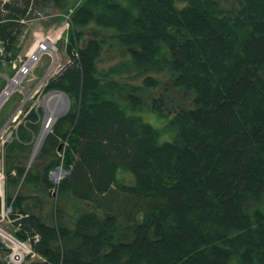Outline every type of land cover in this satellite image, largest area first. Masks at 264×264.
<instances>
[{"label":"trees","instance_id":"obj_1","mask_svg":"<svg viewBox=\"0 0 264 264\" xmlns=\"http://www.w3.org/2000/svg\"><path fill=\"white\" fill-rule=\"evenodd\" d=\"M33 6L68 22L46 90L70 108L28 166L41 113L0 143L16 236L41 235L20 264H264V0L0 3L10 64Z\"/></svg>","mask_w":264,"mask_h":264},{"label":"rangeland","instance_id":"obj_2","mask_svg":"<svg viewBox=\"0 0 264 264\" xmlns=\"http://www.w3.org/2000/svg\"><path fill=\"white\" fill-rule=\"evenodd\" d=\"M9 1L14 2L24 0H0L1 6H3L5 2ZM32 8L34 9L31 11L30 14H28L29 18L26 20L25 27L23 28V34L19 40V46L21 47V51L18 54L17 59L10 64L9 61H5V59L2 57L3 55H1L0 57V63L2 64V69L0 70V94L9 85V81L12 78H15L18 74H20L25 64L28 63V53L31 51L33 45L43 37H46L49 34H51L54 38L56 37L55 50L57 57L54 59L51 54L42 53V55L33 65H29L28 73H24V76L21 78L19 85L14 88L9 98L0 107V143L2 146L6 143L13 141V135H15L14 131L17 127H19L20 124L25 125L28 123V121H32L28 118L32 112H35L36 114L37 112L41 113L39 118L42 123H44L48 112L47 109L49 107L67 105V109L64 114L59 116L53 122L54 125V123L60 117L66 115L70 108V100L68 97L67 101L64 99L60 102H54L50 105L46 104L47 96L50 93L56 91L52 90L47 92L46 86L49 80L70 61V57L67 55L65 46V32L68 29V22L63 14L61 19L58 18V16L61 15L60 10L58 9L51 7L46 9H43L42 7L35 9V6H33ZM59 31L62 32L57 35ZM115 56L116 57L111 58H109L107 55L105 56L104 63L106 67L120 59L117 54H115ZM157 93L158 91H156L155 94ZM141 115L143 116L145 121H148L159 128H163L167 122L166 118L159 117L158 115H156V113L153 112L147 111L142 113ZM164 132L165 133L163 134V137H165L166 134L171 135L167 131ZM38 135L39 133L35 137V140H33L34 142L32 151L28 154V156L30 157L24 160V163H26L27 166L32 161L34 162V159L37 156H33L32 158V153ZM2 162L5 161L3 160ZM2 166L3 164L0 163V169H2ZM54 171L51 172L50 176L51 181L53 183L55 182L52 178V173ZM128 172L129 171H127L123 177L126 178V180L130 181L132 180V174H130L131 172ZM68 173L69 172H66L63 177ZM23 190L24 192L28 191V187H24ZM50 193L53 198L56 196V192L54 190ZM34 203L41 206L40 200H36L34 201ZM48 209L49 207H45L43 210V214H46ZM0 226L7 231L13 233L15 232V227L13 223H10L7 220H0Z\"/></svg>","mask_w":264,"mask_h":264},{"label":"bare ground","instance_id":"obj_3","mask_svg":"<svg viewBox=\"0 0 264 264\" xmlns=\"http://www.w3.org/2000/svg\"><path fill=\"white\" fill-rule=\"evenodd\" d=\"M62 31H59L57 33V35H59ZM56 37L54 38L51 34L47 35L46 37H43L42 39H40L37 43H35L31 49V51L28 53L29 55V60L28 63L25 64L24 68L21 70L20 74H18L15 78H12L9 81V85L5 88V90L0 94V107L4 104V102L9 98V96L11 95L12 91L14 90L15 87H17L19 85V82L21 80V78L24 76V73H28L29 71V65H33L38 59L39 57L42 55V53H49L53 56V58L55 59L57 57L56 54V50H55V40ZM66 100L67 101V97L65 94L61 93V92H57L54 91L52 93H50L47 98H46V104L50 105L54 102H60L61 100ZM54 105V104H53ZM52 106V105H51ZM67 109V105H59L58 107H49L47 110V115H46V119L43 123L42 129L40 134L37 137L36 143H35V147H34V151H33V156H36L37 153L39 152L48 132L50 131L53 122L62 114H64V112ZM5 145V144H4ZM3 145V147H4ZM3 164V162H2ZM4 166V165H3ZM3 166L1 167L2 169H0V171L2 172V179H1V183H0V191L1 193L4 195V203L6 207H11V204H8L7 202V198H6V175H5V171ZM65 174V171L62 169H56L53 173H52V178L54 181L58 182L63 175ZM1 200V198H0ZM1 206H3L0 202V210H1ZM12 213H13V208H12ZM15 218V217H12ZM24 216H16V220L14 219V221L10 222L13 223L14 227H15V232H10L7 231L5 229L1 230L0 233L8 239H14V236H16V232L19 228H21V223H17L18 221H20L21 219H23ZM16 222V226L14 223ZM32 237L30 238L34 244L39 243L41 241V235L40 233H33L31 234ZM34 244H33V249H34ZM23 249V247L21 248ZM35 256L38 255V253L35 251Z\"/></svg>","mask_w":264,"mask_h":264},{"label":"built area","instance_id":"obj_4","mask_svg":"<svg viewBox=\"0 0 264 264\" xmlns=\"http://www.w3.org/2000/svg\"><path fill=\"white\" fill-rule=\"evenodd\" d=\"M0 52L3 53V47L0 46ZM2 172L0 171V183L2 179ZM51 175V174H50ZM57 184V182H54V185ZM53 191V190H52ZM0 202L3 206H1L0 210V220H7L9 222L14 221L15 218H12V208L6 207L4 203V195L0 191ZM18 216H24L23 214H17ZM3 230L0 226V231ZM29 237L26 240L19 239L18 237L14 236V239H8L5 238L0 233V241L5 245V247L8 249V255L7 260L10 263L14 264H20L24 262V260L29 256H35V252L33 249L34 242ZM23 247V249H21Z\"/></svg>","mask_w":264,"mask_h":264},{"label":"water","instance_id":"obj_5","mask_svg":"<svg viewBox=\"0 0 264 264\" xmlns=\"http://www.w3.org/2000/svg\"><path fill=\"white\" fill-rule=\"evenodd\" d=\"M57 92H61V93H63V94H65L66 95V93H64V92H62V91H60V90H56ZM66 97H68V95H66ZM69 98V97H68ZM70 100V99H69ZM42 126H43V123H42V125H41V129H42ZM40 132H41V130H40ZM40 134V133H39ZM61 148V147H60ZM34 151V150H33ZM32 158H33V153H32ZM66 172H68V171H66Z\"/></svg>","mask_w":264,"mask_h":264}]
</instances>
